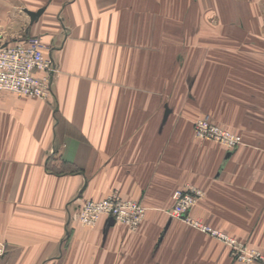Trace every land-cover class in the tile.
Returning <instances> with one entry per match:
<instances>
[{
    "label": "crops",
    "instance_id": "crops-1",
    "mask_svg": "<svg viewBox=\"0 0 264 264\" xmlns=\"http://www.w3.org/2000/svg\"><path fill=\"white\" fill-rule=\"evenodd\" d=\"M25 35L58 72L48 100L0 92V264H244L172 218L187 187L264 253V0H0V41ZM205 117L243 144L197 138ZM113 194L147 209L137 230L79 222Z\"/></svg>",
    "mask_w": 264,
    "mask_h": 264
},
{
    "label": "built area",
    "instance_id": "built-area-1",
    "mask_svg": "<svg viewBox=\"0 0 264 264\" xmlns=\"http://www.w3.org/2000/svg\"><path fill=\"white\" fill-rule=\"evenodd\" d=\"M46 45L39 37L14 42L0 41V92L10 91L21 96L48 100L52 97L53 77L58 72L56 62L46 56ZM194 132L202 141H214L235 149L243 144L237 133L221 127L209 117L194 123ZM195 187L177 190L170 215L223 242L231 249L234 260L244 264H264V253L249 247L236 238L192 217L191 211L203 196ZM146 208L139 202L125 200L113 194L103 200H87L81 204L79 221L86 226H95L102 217L137 230L146 215ZM8 252L7 244L0 241V260Z\"/></svg>",
    "mask_w": 264,
    "mask_h": 264
},
{
    "label": "rangeland",
    "instance_id": "rangeland-1",
    "mask_svg": "<svg viewBox=\"0 0 264 264\" xmlns=\"http://www.w3.org/2000/svg\"><path fill=\"white\" fill-rule=\"evenodd\" d=\"M15 5H13V7H14ZM8 7V6H7ZM10 7L7 9V11H6V14H7V16L9 17V13H10ZM14 11V10H13ZM21 27H24V31L27 29V27L26 26H23V25H21ZM10 28V30L11 29H13V27H10V26H8V29ZM17 29H19L20 28V25H18V27H16ZM15 27H14V29L13 30H15L16 29ZM28 34V33H27ZM31 37H38V36H29V35H25L23 38H20V39H18V40H24V39H29V38H31ZM40 38V37H39ZM16 41V40H15ZM14 42V41H13ZM214 122V121H213ZM217 124V123H216ZM222 127V126H221ZM204 195V194H203ZM203 197V196H202ZM201 197V198H202ZM81 208V207H80ZM80 211V210H79ZM78 220H79V215H78ZM80 222V221H79ZM83 225V224H82Z\"/></svg>",
    "mask_w": 264,
    "mask_h": 264
},
{
    "label": "water",
    "instance_id": "water-1",
    "mask_svg": "<svg viewBox=\"0 0 264 264\" xmlns=\"http://www.w3.org/2000/svg\"><path fill=\"white\" fill-rule=\"evenodd\" d=\"M27 12H28V14L31 16L32 21H35V19L37 18V14L34 13V12H30V11H27ZM111 221H113V220H111ZM113 222H114V221H113Z\"/></svg>",
    "mask_w": 264,
    "mask_h": 264
}]
</instances>
